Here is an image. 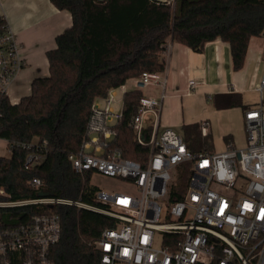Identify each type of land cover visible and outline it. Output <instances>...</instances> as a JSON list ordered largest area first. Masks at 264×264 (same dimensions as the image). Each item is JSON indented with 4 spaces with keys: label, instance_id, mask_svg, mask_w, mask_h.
Listing matches in <instances>:
<instances>
[{
    "label": "built area",
    "instance_id": "obj_1",
    "mask_svg": "<svg viewBox=\"0 0 264 264\" xmlns=\"http://www.w3.org/2000/svg\"><path fill=\"white\" fill-rule=\"evenodd\" d=\"M261 63L256 85L260 100L244 112V148L229 145L220 152L196 153L182 132L162 129L167 80L164 72H144L135 80L137 87L158 85L162 90L159 100L142 97L129 122L136 142L149 148L146 157L131 160L112 148L124 102L122 98L121 110L115 111L113 104L121 103L116 89L102 99L104 105L93 104L82 147L69 155L74 172L127 180L133 192L97 189L96 204L39 196L0 202V207L67 205L114 218L116 226L94 243L101 264H264V49ZM24 65L16 36L6 24L0 34L1 93L7 95ZM201 133L209 135L207 121L201 123ZM22 147L30 151L25 169L33 170L45 159L46 143ZM42 184L38 178L32 181L36 189ZM61 237L57 213L0 227V264H53L52 249Z\"/></svg>",
    "mask_w": 264,
    "mask_h": 264
},
{
    "label": "trees",
    "instance_id": "obj_2",
    "mask_svg": "<svg viewBox=\"0 0 264 264\" xmlns=\"http://www.w3.org/2000/svg\"><path fill=\"white\" fill-rule=\"evenodd\" d=\"M71 13L73 24L56 38L57 47L47 53L48 77L32 82L31 94L12 104L0 92V139L9 154L0 157V202L31 200L47 192L57 199L96 204L98 189L91 174L72 169L69 155L78 152L96 100L124 86L144 72L166 69L162 55L169 42L194 52L221 39L229 43L235 71L244 66L250 41L264 32V0H51ZM6 20L0 17V34ZM140 89L123 97V116L115 125L112 148L125 158L141 161L149 148L139 145L129 126L136 114ZM217 110L251 106L239 93H220L213 99ZM150 129L148 130V132ZM188 147L196 153L214 152V141L202 136L199 124L183 125ZM233 144L231 137L224 138ZM46 143V156L33 170L25 169L29 150L22 144ZM233 146V145H232ZM42 180L39 189L33 179ZM57 213L61 217V241L52 249L53 264H101L94 243L102 232L116 226L114 218L67 205L0 207V227L29 222L34 215Z\"/></svg>",
    "mask_w": 264,
    "mask_h": 264
},
{
    "label": "crops",
    "instance_id": "obj_3",
    "mask_svg": "<svg viewBox=\"0 0 264 264\" xmlns=\"http://www.w3.org/2000/svg\"><path fill=\"white\" fill-rule=\"evenodd\" d=\"M153 1L170 3L171 0ZM0 17L6 20L15 34L25 62L7 93L10 102L17 104L23 97L31 94V85L35 79L50 75L47 53L57 47L56 38L71 28L73 20L70 12L58 9L51 0H0ZM258 38L251 39L244 66L238 71L233 69L229 43L221 39L206 44L201 53L192 51L184 44L169 42L166 46L167 52L162 55L166 62L164 76L167 83L162 102L160 126L163 114L164 124L166 126L180 125L181 132L183 125L199 124L201 127V123L207 121L213 141L217 138L224 142L223 150L229 145L239 148L236 142L241 140L245 133L244 112L240 108L217 110L213 106L212 99L220 93H239L246 106H254L259 102L254 101L253 105L247 104L244 100L248 94L258 92L256 85L262 75L263 48L256 44L255 41ZM252 41L253 44H251ZM135 80L131 79L128 82ZM190 81L198 84L190 85ZM128 82L124 85L125 91L134 88L129 90ZM119 90L122 96L124 95L120 87L114 92L116 98ZM141 91L144 96L161 99L162 90L158 85H152ZM118 101L122 104V99ZM100 102L103 101L101 99L95 101L96 104L101 105ZM233 110H239L241 113L238 126L230 124L226 119ZM218 121H221L222 125H218ZM226 136L232 138L233 144L225 142ZM0 142L7 150V153L0 154V157L7 156L8 142L2 139ZM245 146L246 133L245 145L241 148Z\"/></svg>",
    "mask_w": 264,
    "mask_h": 264
},
{
    "label": "rangeland",
    "instance_id": "obj_4",
    "mask_svg": "<svg viewBox=\"0 0 264 264\" xmlns=\"http://www.w3.org/2000/svg\"><path fill=\"white\" fill-rule=\"evenodd\" d=\"M256 44L259 45V47H262L264 49V37L260 36L256 41ZM254 42L252 41L251 44H253ZM260 63V60H259ZM261 64H259L260 66ZM263 67V64H262ZM128 89H141L144 90L147 87L150 86H146V87H141L138 88L136 85V81H130L127 84ZM153 90L155 89L154 87ZM156 90V89H155ZM156 92V91H155ZM261 94L260 92H255V93H251L248 94L246 97H244V100L246 101L247 104H253L254 101H256L255 103H257V101L260 100ZM123 98L121 91H118V96H117V100H121ZM101 105H104V102H100ZM254 105V104H253ZM113 107L115 109V111H119L121 110V103H114ZM231 113L228 115L227 121L230 124H234L235 126H238V120H239V115L241 114L239 110H233L230 111ZM148 118L151 120L152 117L148 116ZM163 121H164V114H163ZM162 121V125L161 128H165V127H169L172 128L173 130H175L176 132H180L181 133V126L180 125H171V126H166L164 124V122ZM218 125H222L221 121H218ZM3 143L0 142V154L3 153H7V150L5 149V146L2 145ZM237 147H239L238 149H242L241 147H243L245 145V133H243V136L241 138V140L236 142ZM214 148L217 152H220L223 150L224 148V142L222 140H219L217 138H215L214 140ZM187 176V174H186ZM186 179V177H185ZM90 184L94 187H97L98 189L104 191V192H113V191H128V192H133L134 191V185L127 181V180H123V179H112V178H108L105 177L103 175L100 174H94L90 177Z\"/></svg>",
    "mask_w": 264,
    "mask_h": 264
},
{
    "label": "water",
    "instance_id": "obj_5",
    "mask_svg": "<svg viewBox=\"0 0 264 264\" xmlns=\"http://www.w3.org/2000/svg\"><path fill=\"white\" fill-rule=\"evenodd\" d=\"M262 35L264 36V32H263ZM39 196H40V197H48V196H50V194L47 193V192H41Z\"/></svg>",
    "mask_w": 264,
    "mask_h": 264
}]
</instances>
